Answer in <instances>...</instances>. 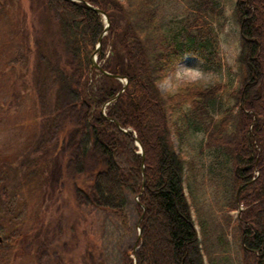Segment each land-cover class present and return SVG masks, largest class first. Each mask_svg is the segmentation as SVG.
Returning <instances> with one entry per match:
<instances>
[{
    "label": "trees",
    "instance_id": "obj_1",
    "mask_svg": "<svg viewBox=\"0 0 264 264\" xmlns=\"http://www.w3.org/2000/svg\"><path fill=\"white\" fill-rule=\"evenodd\" d=\"M32 1L42 7L40 19L47 30L36 40L35 55L19 52L13 61L21 67L31 65V85L43 119L36 149L39 160L28 166L27 175L34 179L47 173L55 190L64 178L80 179L85 187L75 184L78 206L108 211L126 230L130 229L129 196H140L136 210L144 218L137 264H147L150 250L156 247L162 264L167 245L173 264H206L204 243L186 195L189 162L174 143L175 138L183 144L191 134L204 133L212 159L202 177L216 186L220 210L246 207L239 228L242 264H264V0L234 2L241 35L235 85L234 79L208 86L195 83L166 95L160 84L187 56L198 58L204 68L224 67L213 23L224 17L222 0H181L183 14L168 22L162 19L164 0H83L110 19L99 59L104 70L129 80L107 116L102 114L104 106L123 85L91 67L104 31L102 17L85 4L68 0ZM116 122L136 132L145 160L136 152L134 136ZM149 136L156 137L160 168L151 160ZM31 181L25 177L20 186ZM7 198V210L0 209V234L6 237L0 263L18 239V230L9 225H16L18 216L13 212L21 200L12 193ZM156 210L168 219V242L154 233L159 225ZM232 219L226 217L227 227ZM49 228L29 233L31 237L36 233V264L60 261ZM23 241L28 244L27 234ZM191 252L193 257L187 258ZM124 260L134 264L129 253Z\"/></svg>",
    "mask_w": 264,
    "mask_h": 264
},
{
    "label": "rangeland",
    "instance_id": "obj_2",
    "mask_svg": "<svg viewBox=\"0 0 264 264\" xmlns=\"http://www.w3.org/2000/svg\"><path fill=\"white\" fill-rule=\"evenodd\" d=\"M234 2L236 0H222V5L225 4L224 17L220 21L216 18L213 20L221 40L224 62L234 68L233 73L228 74L226 68L205 69L196 58L187 57L160 84L162 94H173L189 85L180 81L174 91L168 90V82L174 81L176 73L183 71L184 66L199 70L194 82L190 84L208 86L218 81L232 82L233 79L234 85L238 82L236 59L240 51V28L234 18ZM3 3L4 10L0 12V201L3 205H0V209L4 212L7 210L4 205L11 193L21 201L13 212L15 217L18 216L15 219L16 225H9L14 232L18 230L16 247L7 253L0 264H36L35 249L38 245L33 238L36 233H32V237L29 233L47 225L50 226L51 239L56 238L54 251L56 257L60 258L58 264H125V253L132 255L138 241L140 218L135 197L129 196L130 229L126 230L112 213L78 206L75 184L85 187L80 179L69 181L64 178V183L62 181L55 190L47 173H40L34 179L27 175L28 166L39 160L36 149L43 119L31 85V65L21 67L14 65L13 61L19 52L29 57L31 53L35 55L36 40L42 38L47 27L40 19L42 7H38L33 1L32 8L30 0H3ZM183 10L181 0H164L162 19L168 22L181 16ZM33 62L34 59H31L32 64ZM205 138L204 133L191 134L185 143L181 144L176 138L174 143L189 162L185 187L196 222L202 224L203 221L198 229L205 252L208 253V248L210 250L206 264H242L239 233L235 229H226L227 209L219 211L222 201L214 193L216 186L211 184L207 176L202 177L203 172L206 175L212 159L205 147ZM149 142L153 154L151 160L160 168L161 158L157 153L156 137L149 136ZM25 177L32 181L27 185L23 182L20 186ZM156 212L159 214V225L154 233L158 235L157 238L162 237L168 242V219L162 212ZM229 215L233 220L239 218L238 211H231ZM6 230L9 233L11 228ZM154 233L151 236V245L155 239ZM26 234L28 244L23 241ZM43 235L44 233L41 237ZM0 237L3 240L6 238L2 234ZM212 239L214 241L208 247L206 242ZM5 242L6 240L0 246ZM155 249L150 250L147 264H160L158 247ZM163 255L162 264H173L168 245L164 247ZM190 257H193L192 252L187 255V258Z\"/></svg>",
    "mask_w": 264,
    "mask_h": 264
},
{
    "label": "clouds",
    "instance_id": "obj_3",
    "mask_svg": "<svg viewBox=\"0 0 264 264\" xmlns=\"http://www.w3.org/2000/svg\"><path fill=\"white\" fill-rule=\"evenodd\" d=\"M198 71L195 67L184 66L183 71L176 73L175 80L168 82V90L174 91L179 86L180 81L186 84L193 83Z\"/></svg>",
    "mask_w": 264,
    "mask_h": 264
},
{
    "label": "water",
    "instance_id": "obj_4",
    "mask_svg": "<svg viewBox=\"0 0 264 264\" xmlns=\"http://www.w3.org/2000/svg\"><path fill=\"white\" fill-rule=\"evenodd\" d=\"M87 6H88L89 8H91L92 10L96 11L98 14H104L103 12H101L100 10H98V9H96V8H94V7H92V6L89 5V4H87ZM107 21H108V23H109V19H108V17H107ZM91 62H92L93 67L97 68L100 72H102V73H104V74H106V75H108V76H112V75H109V74H107V73H105V72L103 71V69L97 64L95 58H92ZM112 77L115 78V79H118V80H121V79L123 78V77H121V76H112ZM138 142H139V141H138ZM140 144H141V143H140ZM141 146H142V145H141ZM142 150H143V156H145V153H144V149H143V147H142ZM137 249H138V248H137Z\"/></svg>",
    "mask_w": 264,
    "mask_h": 264
}]
</instances>
